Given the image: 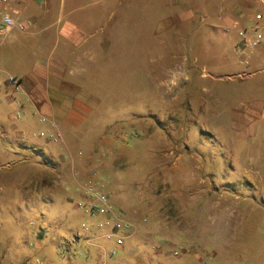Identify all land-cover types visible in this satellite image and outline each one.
I'll return each mask as SVG.
<instances>
[{"label":"rangeland","instance_id":"obj_1","mask_svg":"<svg viewBox=\"0 0 264 264\" xmlns=\"http://www.w3.org/2000/svg\"><path fill=\"white\" fill-rule=\"evenodd\" d=\"M206 23L198 42L215 48V35L206 31ZM165 61L170 66L166 70L95 71L94 79L87 80L93 82L84 87L88 100L95 109L110 111L105 150H82L77 152L79 159L69 151L61 158L63 152L47 150L43 155L39 145L28 149L15 135L9 145L0 135V264H157L145 256L120 262L117 252L108 258L105 250L96 248L102 243L99 239H107L109 226L97 227L103 217L85 212L84 191L89 185L101 188L123 216L118 206L122 200L136 204L142 213L136 216L147 224L155 218V207L168 210L165 223L179 239L199 206L202 241L188 247L175 241L178 245L164 247L172 258L161 264H232L217 260V215L221 218L232 207L245 210L247 202L264 205L260 197H243H252L264 186L246 181L264 180V149L235 143L236 134L218 131L213 118L217 109L231 113L234 108V103L217 102V90L228 94L243 84L217 85L219 76L212 69L217 58L201 49ZM227 72L236 74L223 77L248 81L239 71ZM10 113L9 105L0 100V121L5 124ZM26 127L35 139V126ZM225 189L236 193L217 199V191ZM194 229L191 224L196 234ZM192 255H199L201 262Z\"/></svg>","mask_w":264,"mask_h":264},{"label":"crops","instance_id":"obj_2","mask_svg":"<svg viewBox=\"0 0 264 264\" xmlns=\"http://www.w3.org/2000/svg\"><path fill=\"white\" fill-rule=\"evenodd\" d=\"M0 11L14 23L0 40V100L11 111L5 124L0 121V135L9 145L15 135L28 149L39 145L43 155L44 151L56 150L63 152L61 158L70 151L74 159H79L77 152L82 150H105L108 146L104 130L109 127L110 111L95 109L84 90L93 86L87 80L94 79V72L166 70L170 67L165 61L168 56L201 49L217 58V67H212L219 76L217 85L243 84L232 87L228 94L217 90L218 103H234L231 113L217 109L213 117L217 119V130L236 134L235 143L244 141L264 149V41L256 48L243 45L245 56L236 51L237 45L242 46L239 32L247 31V38H253L249 32L252 18L257 13L264 14V0H0ZM176 17L178 30L174 27ZM206 22L211 24L206 25V31L215 35V48L198 42ZM233 70L241 72L247 83L223 77L235 75L227 72ZM9 76L20 82L12 95L6 92ZM25 123L35 126V139L30 137ZM55 137L59 139L54 141ZM255 179L246 181L264 183ZM260 187L261 191L253 192L252 197L241 196L264 199V186ZM234 193L229 189L217 191V199H229ZM245 205V210L241 205V210L240 206L232 207L221 218L217 215V260L264 264V205L255 201ZM118 206L132 230L116 249L117 261L128 263L136 256H145L161 264L172 258L164 247L178 245L175 241L187 247L202 241L199 206L191 219L196 234L189 224L182 239L175 237L174 229L165 223L170 216L168 210L155 207V218L147 224L136 216L142 214L136 204L122 200ZM99 240L102 243L96 248L105 250L108 258L113 256L112 237L108 234L107 239ZM219 248L226 250L228 259ZM192 257L201 262L199 255Z\"/></svg>","mask_w":264,"mask_h":264},{"label":"built area","instance_id":"obj_3","mask_svg":"<svg viewBox=\"0 0 264 264\" xmlns=\"http://www.w3.org/2000/svg\"><path fill=\"white\" fill-rule=\"evenodd\" d=\"M253 25L249 32L253 36L251 40L247 38V31L239 32V42L242 46L237 45V53L241 56H245L244 46L250 45L253 48L259 47L264 41V14L257 13L253 16ZM14 25L12 19L0 11V40H2L8 29ZM23 29V26H18ZM6 92L10 95L16 93L19 89L20 82L17 78L9 76L6 80ZM59 138L55 137L54 141ZM86 203L84 205L85 212L92 217H103L104 221L97 224V227L103 228L109 226V235L112 237L115 245V249L112 251V255H115L116 249L121 247L124 240L130 235L132 226L125 220L121 214L117 213L109 200V197L105 192L94 185H89L84 191Z\"/></svg>","mask_w":264,"mask_h":264}]
</instances>
